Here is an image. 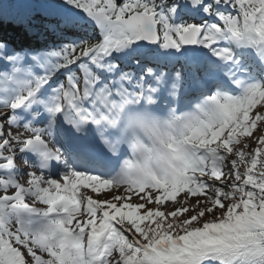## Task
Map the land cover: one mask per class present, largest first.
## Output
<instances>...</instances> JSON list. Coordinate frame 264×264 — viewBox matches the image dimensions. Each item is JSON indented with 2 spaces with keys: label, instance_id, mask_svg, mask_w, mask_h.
Returning <instances> with one entry per match:
<instances>
[{
  "label": "snow or ice",
  "instance_id": "snow-or-ice-1",
  "mask_svg": "<svg viewBox=\"0 0 264 264\" xmlns=\"http://www.w3.org/2000/svg\"><path fill=\"white\" fill-rule=\"evenodd\" d=\"M27 3L59 43H0V264H264V0Z\"/></svg>",
  "mask_w": 264,
  "mask_h": 264
},
{
  "label": "trees",
  "instance_id": "trees-1",
  "mask_svg": "<svg viewBox=\"0 0 264 264\" xmlns=\"http://www.w3.org/2000/svg\"><path fill=\"white\" fill-rule=\"evenodd\" d=\"M27 0H0V7L6 13H15L19 8H27L30 5L25 4ZM37 31L28 36L27 32L20 26H17L8 20L0 22V43L4 45V52H31L36 53L48 47L47 37L55 40V44L59 43L57 38L51 33L44 30L41 25H37ZM17 41H15V39ZM8 54V53H7Z\"/></svg>",
  "mask_w": 264,
  "mask_h": 264
},
{
  "label": "clouds",
  "instance_id": "clouds-1",
  "mask_svg": "<svg viewBox=\"0 0 264 264\" xmlns=\"http://www.w3.org/2000/svg\"><path fill=\"white\" fill-rule=\"evenodd\" d=\"M161 107H163V105ZM152 118L158 119L160 121H166L169 118V114H168L167 109H165L163 112H155V113H153L152 114ZM164 148H165V150H167L168 146L165 144ZM150 163L154 165L156 163V161L153 160Z\"/></svg>",
  "mask_w": 264,
  "mask_h": 264
},
{
  "label": "rangeland",
  "instance_id": "rangeland-1",
  "mask_svg": "<svg viewBox=\"0 0 264 264\" xmlns=\"http://www.w3.org/2000/svg\"><path fill=\"white\" fill-rule=\"evenodd\" d=\"M16 54L24 55L25 53H16ZM16 54H15V55H16ZM192 203L195 204V200H193Z\"/></svg>",
  "mask_w": 264,
  "mask_h": 264
}]
</instances>
